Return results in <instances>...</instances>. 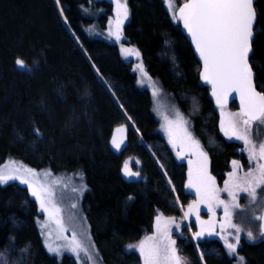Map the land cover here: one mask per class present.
<instances>
[{
    "label": "trees",
    "instance_id": "trees-1",
    "mask_svg": "<svg viewBox=\"0 0 264 264\" xmlns=\"http://www.w3.org/2000/svg\"><path fill=\"white\" fill-rule=\"evenodd\" d=\"M126 1L130 18L117 40L110 31L114 0H0V164L17 159L36 170L81 175L87 186L83 211L106 264H144L139 249L129 246L146 237L159 245L170 219L175 223L168 225V237L181 226L187 231L178 198L186 208L188 166L161 130L157 87L191 117L228 202L229 191L244 203L250 197L236 187L244 186L246 176L232 169L233 161L247 169L248 158L242 144L223 133L220 107L166 0ZM256 7L251 61L264 93V0ZM124 48L139 56L125 55ZM17 60L29 69L19 68ZM140 63L148 84L140 81ZM231 106L238 109L237 103ZM120 127H127V144L117 151L112 140ZM129 160L138 173L133 178L124 171ZM242 207L234 219L246 217ZM40 219L28 186L0 184V264H77L69 255L59 259L48 252ZM259 225L258 218V235ZM173 236L180 264H202L194 242ZM247 239L240 249L247 264H264V238ZM198 245L206 264L237 260L219 238L199 239Z\"/></svg>",
    "mask_w": 264,
    "mask_h": 264
},
{
    "label": "snow or ice",
    "instance_id": "snow-or-ice-1",
    "mask_svg": "<svg viewBox=\"0 0 264 264\" xmlns=\"http://www.w3.org/2000/svg\"><path fill=\"white\" fill-rule=\"evenodd\" d=\"M123 7V17L127 18V6L119 5L118 8ZM171 7V4H169ZM181 19H183L184 27L190 33L195 47L203 60V79L213 86L212 94L217 97V103L221 102L222 96H226L230 91H237L240 93V102L242 110L240 113L230 114L226 122H222V128L225 129V135L235 137L243 140L248 145L249 156L254 161L264 160V143L259 145L253 144L252 141L241 130L247 129L252 121H259L264 124V95L256 92L253 85V72L251 65L248 62V57L251 52V41L253 36V25L256 19V12L253 7V0H190L180 10ZM121 21H117V32L113 33L116 39L119 40L120 32L119 25ZM125 55L139 53L134 49L124 48ZM17 65L23 68L24 62L17 60ZM137 68L143 75L142 65H137ZM165 130L168 132L170 139L173 137L181 141H189L199 149V144L193 141L190 133L184 128L187 121L184 120L179 113H176L175 120H169L168 116H164ZM117 131H122L118 129ZM122 141L112 140V145L117 150L120 149ZM173 146L175 147V139H173ZM203 158L201 170L197 172L195 179L193 174L189 172L188 187L195 188L197 194L200 196V201L188 206V211L185 212V217L195 212L196 219L201 225V231L194 233L196 236H201L205 232L204 225L208 224L211 229L212 223L210 221H200L198 205L199 203H207L208 210L215 215L214 208L223 206L225 217L230 218L229 205L224 201L219 200L217 190L214 187V181L206 173L207 156L203 152L198 153ZM178 155H180L178 153ZM191 163V161H190ZM233 167L239 168L237 161H233ZM31 172L33 176L37 174L31 169L26 170ZM125 174L127 176H137L138 173H132L127 170L125 166ZM231 175L229 179H231ZM20 179L19 176L8 172H0V184H7L9 180ZM21 183L27 184L31 189V194L40 201V208L42 211L48 212L51 217L53 213H59V208L53 204L51 208L46 207L45 196L51 198L54 196L52 190L44 185L39 188L32 185L27 179L21 180ZM264 185V164H258L257 172H248L245 177L244 186L237 185L239 191L247 193L253 200L256 198V189ZM225 191H229V186L225 185ZM229 195L233 197V207L239 205L235 203V194L229 191ZM73 207H75L73 205ZM162 216H157V231H161ZM264 220V216L259 217ZM59 223V221H57ZM175 223L174 219L165 222L163 228V235L167 239V243L163 247L157 244H150L155 237H146L139 245H130V248L139 249L144 258V264H180L179 258L176 256V249L173 247L175 241L168 237V225ZM47 227V225H43ZM239 233L241 230L235 225H231ZM179 227V225H177ZM223 228V225L221 226ZM212 231H208V235H212ZM249 240L254 239L252 232L246 233ZM264 235V233H262ZM240 237L236 235L234 242H229L225 238V244L230 253H235L239 245ZM72 243L75 247L72 251L79 249L80 245L72 238ZM49 251L57 252L58 249L48 246ZM242 259V258H241Z\"/></svg>",
    "mask_w": 264,
    "mask_h": 264
},
{
    "label": "rangeland",
    "instance_id": "rangeland-1",
    "mask_svg": "<svg viewBox=\"0 0 264 264\" xmlns=\"http://www.w3.org/2000/svg\"><path fill=\"white\" fill-rule=\"evenodd\" d=\"M116 3V9H115V15H114V21L111 25L110 31L113 33L117 32V21L120 20L121 23L119 25V32L122 29V26L129 20V8L126 0H114ZM126 3L127 6V18L124 19L123 12L124 8L119 7V5H124ZM167 7L174 19L177 20V13L181 6V1L179 0H166ZM169 4H171V7H169ZM24 62V61H23ZM24 67L19 68L23 70L29 69L27 64L24 62ZM139 65H142L141 63ZM143 67V66H142ZM144 73L146 72L143 67ZM140 71V70H139ZM141 82L144 84H148L150 79L148 76L143 75L141 72ZM158 87L155 89V106H156V114L158 118L161 121V130L165 137L168 139L170 145L172 146L173 150L175 151L177 157L180 161L184 162L188 166V179H187V192L189 195L187 196V202L188 206L194 203H197L200 201V196L197 194L195 188H189L188 187V181H189V172L191 171L193 174V179H195L197 172L201 170V166L204 163L203 158L199 156V152H203L207 156V162H206V173L208 177L212 178V181H214V187L217 190V196L219 200H222L225 202V204L229 205V211L231 213L230 218L225 217L223 206L215 207L214 212L215 215H213L212 211L208 210L207 203H199L198 205V211H199V219L200 221H210L212 223L211 229L209 228L208 224L204 225L205 232L201 236H196L194 233H199L201 231V225L199 221L196 219L195 212L188 217H185V212L188 211V206L185 208L182 205V201L178 198V203L180 207L181 214L184 218L185 228L187 231H184V228L182 226L180 228H177L176 231H174L170 235V239L175 241L174 248L176 247V238L173 236V234H177V237L180 236L183 238V240L186 242V244L190 242H194V245L197 249L198 256L202 264H206L203 253L201 252L198 240H206L210 239L212 240L214 237L219 238L222 243L225 245V238L229 242H234V238L236 235H239L240 242L237 246L236 252L230 253L228 250V253L231 255V257H234L236 262L234 264H247V259L244 258L241 253L240 249L243 246L242 238L243 236H247V232H252L254 239L252 241H256L257 239H263L264 236L262 235V220L260 219V229H259V235L258 231L255 229L257 220L259 217L263 216L264 214V185H261L260 188L256 189V198L253 200L251 197H249V201L244 203L243 198L241 196H235V203L238 204V207H233V197H232V203H229L227 197H225L224 193L221 191L218 185L217 176L213 174L211 169V162H210V156L207 152V150L204 148L202 142L198 138L193 122L191 120V117L187 115L185 112H183L180 107L173 101V99L163 92L161 88ZM241 111L236 109L233 106L228 107H220L219 113L221 117V124L222 122H226L229 118L230 114L240 113ZM176 113H179L180 116L184 118L187 123L184 125V128L187 129V132L190 133L191 138L193 141L198 142L199 149L195 147L194 144H191L189 141H181L180 139H175L176 146H173V139H170L168 132L165 130V121L164 116H168L169 120H175L176 119ZM264 124H261L259 121L257 122H251L250 125L247 127L246 131L241 130V134L246 135L253 144L259 145L261 143H264ZM118 129H122V131H117ZM114 134V138L117 141H122L121 147L117 151H121L127 144V127H120L118 128ZM223 133L225 134V129L222 128ZM230 140H236L242 144L243 152L248 158V161L250 165L247 167V169L243 167L234 168L232 169L237 172V170H242L243 174L246 176L248 172H257L258 164H264V160L260 161H254L250 158L249 152H248V145L245 144L243 140L236 139L235 137H231L229 135H225ZM113 138V139H114ZM178 153L180 155H178ZM191 161V163H190ZM238 162V161H237ZM239 163V162H238ZM127 170L129 172L133 173V169L131 167L132 162L129 160L127 163ZM125 165V166H126ZM240 165V163H239ZM31 169L32 172L36 173V176H33L31 172H28L26 170ZM125 171V167H124ZM0 172H8L13 175H17L20 177V179L15 180H9L7 184L11 182H18L22 185L21 180L27 179L32 185L39 188L40 185H44L52 190L54 193V196L51 198V202L49 203V198L45 196L46 200V207L51 208L54 204L56 208H59V213H53V215L50 217L48 212L42 211L41 212V219L39 220V229L43 235L44 244L48 252L59 259H63L66 255L71 256L77 264H106L98 249L96 246V243L94 241L93 233L90 227V223L83 211L82 207V199L84 194L87 191V186L84 182V179L81 175H56L52 171H49V169L45 170H36L32 167L28 166L24 162L17 160V159H9L5 163L0 164ZM126 175V174H125ZM127 176V175H126ZM230 176V175H229ZM128 178H133V176H127ZM229 182V180H228ZM7 184H1V185H7ZM29 187V186H28ZM173 187V186H172ZM31 190V189H30ZM176 193V191H174ZM36 198V197H35ZM40 207V201L37 199ZM73 205L75 207H73ZM243 206V207H242ZM243 208L246 213V217L242 214H238L239 218L234 219L235 212H238V210ZM252 209V210H251ZM251 210V211H250ZM59 221V223L57 222ZM191 222L194 223V225L197 227L198 231L195 232L191 226ZM231 225H235L237 228H239L241 231L239 233L236 232L235 228H232ZM43 225H47V227H44ZM223 225V228L221 227ZM212 231V235H208V231ZM261 231V232H260ZM75 236V240L79 243L80 247L76 251H72V248L75 247V245L72 243V238ZM248 241H251L247 239ZM167 243V239L165 236H161L160 238V246L163 247L164 244ZM51 245L53 248L58 249L57 252H51L49 251L48 246ZM176 249V248H175ZM242 258V259H241Z\"/></svg>",
    "mask_w": 264,
    "mask_h": 264
},
{
    "label": "water",
    "instance_id": "water-1",
    "mask_svg": "<svg viewBox=\"0 0 264 264\" xmlns=\"http://www.w3.org/2000/svg\"><path fill=\"white\" fill-rule=\"evenodd\" d=\"M189 2H190V0H187L185 3H183L180 6L179 10L181 8H183V6L186 3H189ZM256 4H257V0H253V7H254L255 12H256V19H255V23L253 25V36H252V41H251V52H250L249 57H248V62L251 65V68H252V72H253V85L255 87V90H256V92L264 95V93L262 91H260L259 88H258V86H257V73H256V71H255V69L253 67L252 61H251L252 55L254 53V41H255V38H256V26H257V23H258V11H257ZM179 10H178V13H177V20H178L179 24L181 25L182 31L185 33V35L187 36L189 42L192 44L193 49L195 51V54H196L198 60L200 61L201 65H202L201 77H202V80L205 83V85L210 89V93H211V96H212L214 102L219 107H228V106L233 105L234 103H237V106H238L239 110L241 111L242 110V105H241V102H240V93L237 92V91H230L226 96H222L220 103H217V97L212 94V92H213V86H212V84L209 83V82H207V81H205L203 79V70H204L203 69V60L200 57L199 52L197 51V49L195 47V43L193 42L190 33L184 27V22H183V19H181V13H180ZM252 122H257V121H252ZM263 216H264V214H263ZM262 233H264V220H262Z\"/></svg>",
    "mask_w": 264,
    "mask_h": 264
}]
</instances>
